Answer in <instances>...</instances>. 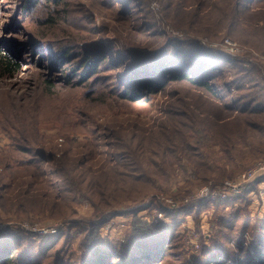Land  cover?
<instances>
[{"label": "rangeland", "instance_id": "374dc122", "mask_svg": "<svg viewBox=\"0 0 264 264\" xmlns=\"http://www.w3.org/2000/svg\"><path fill=\"white\" fill-rule=\"evenodd\" d=\"M232 8L238 12L234 33L226 26ZM49 18L54 22L48 23ZM263 25L264 0H65L61 4L53 0H0V53L21 66L17 73L0 72V228L10 229L16 236L2 239L0 248L9 244L18 250L28 247L34 264H143L135 260L139 253L129 240L152 236L158 224L173 227V241L166 247L170 255L162 262L144 264H203L207 252L224 242L219 233L221 217L235 224L225 231L232 241L225 242L229 253L236 249L234 244L239 243L243 224H247L243 232L247 245L241 243L247 248L239 253L244 259L249 256L256 219L264 215V178L254 180L249 188L240 187V193L223 182L264 160V153L238 145L228 156L218 138L215 141L220 144L207 140L196 152L210 165L197 172L198 179L185 170L192 167L183 159L182 167L173 166L171 182L162 193L165 198L149 202L148 197H138L121 207L125 210L96 224L90 222L95 220L94 210L85 199L73 219L29 211L30 218L19 220L8 210V201L22 195L27 206H32L45 196L53 197L62 178L52 163L45 165L52 168L38 178L39 182L33 181L30 173L33 166L43 160L48 163L60 152L84 168H104L115 151L110 129L147 132L168 125L208 123L217 127L209 123L244 121L245 113L228 104L231 99L225 87L240 74V68L252 67L264 91V48L253 49L238 38L243 30L246 38L249 29L252 39L259 41L261 29L257 28ZM227 39L235 50L226 44ZM62 44L73 49L74 57L68 62L62 61ZM199 48L202 50L196 53L206 51L219 65L213 69L207 65L211 70L202 68L211 77L206 82L219 95L188 80L169 77L168 72L177 67L197 72L199 64L191 57V63L184 62L183 53L202 60L191 52ZM87 55L91 58L85 63ZM232 58L237 61L233 63ZM95 59H102L97 65L101 71H90ZM222 59L227 62L222 63ZM135 62L149 67L150 78H162L163 90L147 93L137 89L141 98L125 97L123 94L133 89L126 78L136 71ZM141 79L147 81L146 77ZM253 88L250 90L255 91ZM260 93L256 90L257 96ZM247 115L250 120L264 118V113ZM96 134L97 154H87L84 146ZM228 173L224 180L220 178ZM208 183L217 187L213 189ZM203 187L210 198L201 195ZM244 191H249L246 202L233 199ZM198 201L204 204L196 208L186 205ZM164 232L162 236L171 235ZM233 259L222 264H236Z\"/></svg>", "mask_w": 264, "mask_h": 264}, {"label": "trees", "instance_id": "16d2710c", "mask_svg": "<svg viewBox=\"0 0 264 264\" xmlns=\"http://www.w3.org/2000/svg\"><path fill=\"white\" fill-rule=\"evenodd\" d=\"M53 1L58 4L65 3V0ZM236 11L237 10H234V8L231 9L226 22V26L230 28V33H234L237 30L236 27L238 20L236 16L238 12ZM47 21L48 23L54 22V18H49ZM257 29H261L262 31L258 32L259 41L252 39L253 33H249V29H247L248 34L246 38L243 37V34L246 32L245 30H243L238 38L243 45L257 50H263L264 25ZM59 48L61 49L60 54L62 61L68 62L70 58L74 57L73 49L70 45L62 44ZM199 50L202 49H192L191 52L194 55H200V58H203L202 60L199 58V60H197L196 58L189 56L191 55L190 53H183L185 57L184 62L191 63L189 60V57H191L195 64H199L197 72L191 70L186 71V67H177L168 72L170 75L168 76L172 79L188 80L197 86L201 85L214 94L213 87L206 82L207 80H210L211 77L209 74L203 72L202 68L209 65V67L213 69L215 66L218 67L219 65L211 60L212 57H210L206 51L199 54L196 53V51ZM86 57L85 63L89 62L91 56L87 55ZM232 60H234L233 63L237 61L234 58H232ZM101 61L102 59H95L94 63L93 60V62H91L93 68L91 67L90 71H101V67L97 68V65H99ZM181 61L182 60L179 59V64H181ZM221 61L222 63L227 62L225 59H222ZM134 66V68H137L135 69L136 71L133 72L134 74L128 75L126 78L127 85L132 86L133 89H130L132 91H130L129 94L126 91L125 94H123L125 97H128L131 100L141 98V96L136 93L137 89L140 91L144 89L147 93L163 90L162 87L164 82L162 78L161 80H157L156 78H150L147 75L149 67H140L137 63ZM62 67L63 66H60V68ZM20 69V64L13 60L11 56L0 53V72L2 75H5V73L8 72L17 73ZM139 70H144L143 73L145 74H142ZM238 71H240L238 72L240 74L237 77L232 76L233 78L231 82L227 84L225 90L231 99L228 104L231 107L233 106L236 108L239 112L245 113L242 115L244 121L209 123L211 125H216L217 127L207 126L208 123L168 125L160 126V128L152 129L147 132L135 131L131 128L110 129L112 131L111 137L114 140L115 151L112 152V158L104 168L98 171L84 168L83 164L81 165L76 161L69 162V156L67 153L60 152L55 155V157L52 156V158L48 160V163L43 160L41 162L42 164L33 166L32 172L30 173L32 179H34L33 181L39 182L38 178L42 174L49 172L53 167L58 176L62 178V184L55 191L54 196H45L36 205L27 206L25 197L21 195L17 199L8 201V210L15 212L19 220L30 218L29 211H32L34 214L42 213L45 216L53 218L60 216L73 219L79 215L77 208L81 201L85 199L91 204L94 210L93 218H95V220L90 222L96 224L98 221H102L107 217L125 210L121 207H124L129 201H136L138 197H148L149 202L154 201V198H165L162 193L166 192V186H169V183L171 182L173 177L171 174L173 166L177 164L182 167L183 159L185 161L187 160L192 167V169L184 167L185 170L193 172V175L198 179L196 175L197 172H202L204 168L210 167L208 159L204 158L202 153L201 156L196 154V152H199L202 142L207 140V142H209L212 139L213 142H216L215 140L218 138V141L221 142V148L228 156L232 153L234 154V150L238 145L251 146L254 147L252 149H255L258 154L264 153V120H262L264 118L250 120L247 115L249 113H264L263 86L257 80V71L252 69V67L248 69L240 68ZM236 73L237 72H235V74ZM246 74H248V77L245 76ZM143 77H146L147 81L142 80L141 78ZM253 79L255 82L252 81ZM247 83L249 84L247 85ZM253 87H256V90L261 92L259 94L260 97L256 95V90H250L254 89ZM215 94L219 95L218 93ZM239 116L241 115H237V117ZM93 137L94 140H92L89 145L85 144L84 146L87 149V154L90 155L97 154L99 147L98 134ZM236 141L242 142L238 143ZM29 163H34V161H30ZM50 163H52V167L50 166V169H47V166L45 167V165H50ZM230 174L231 173H228L224 176L222 174L220 178L224 180V177L229 176ZM202 176H204V179H207L206 175ZM247 193H249V191ZM247 193L244 191V193L239 194L240 196L236 195L233 199L240 202H246ZM186 201H183V203ZM191 201L194 200H190L189 202ZM187 203L186 205H188V208H196L195 205L199 206L204 204V202L201 203L200 201L196 202V204H194L195 202ZM178 210L179 209L176 211ZM236 214L237 213L234 215ZM245 220L248 221V218H245ZM229 221L230 223H227L224 218H219L218 223L221 231L219 233L223 234L224 242H221V244H215L214 249H211L209 253L207 252L208 255H205L206 257L202 263L222 264L228 260L231 261V257H234L233 260L236 259V264H264V215L256 219V224L254 226V231H256V233L252 244V253H250L249 256H246L245 259L241 257L239 252L247 248L244 247L247 243H245L243 239V232L247 228V224H243L240 237H238L239 243L236 242L234 244L236 249L229 253L228 248L225 246V242L232 243V241H230L229 234L225 231L235 225L234 223H231V220ZM156 225L158 230L164 228L161 225ZM165 230L168 231V233H171L173 227H166L158 232L155 231L151 234L152 236H147V238L138 235V237L129 240L131 246L134 248L136 247L137 252L139 253L138 259H135L138 263L139 261L143 264L145 262H162L168 258L170 254L167 252L166 247L171 244L173 240L171 239L172 233L171 235L167 234L162 236L163 233H165ZM11 234L12 231H10V229L0 228V241L2 239L6 241L9 238H16L14 234ZM156 238L160 239L155 240ZM141 240L143 242H141ZM152 240L155 241L152 242ZM242 242H244V245L241 244ZM29 252L28 247L25 250L22 249V247L18 250L10 244L9 246L1 247L0 264H34L33 258L28 255Z\"/></svg>", "mask_w": 264, "mask_h": 264}, {"label": "built area", "instance_id": "2783aa9c", "mask_svg": "<svg viewBox=\"0 0 264 264\" xmlns=\"http://www.w3.org/2000/svg\"><path fill=\"white\" fill-rule=\"evenodd\" d=\"M226 44H228L229 46H231V50H235L236 48L234 47L235 45L230 42V40L227 39ZM230 50V51H231ZM258 178H264V160L261 159L257 162H255L254 164H252L249 168L245 169L244 171H242L241 173L239 172L238 175L233 179V180H226L223 183H226L227 188L234 190L235 193H240L239 188L242 186H246V187H250L251 183L258 179ZM234 180H237L236 182H234ZM234 182V186L231 185ZM212 187L213 189L217 186H212L211 183H208L207 186ZM237 187V189H236ZM200 189V188H199ZM202 189V190H201ZM199 191L201 193V195H205V198H210V194H204L207 192V187H203L201 188ZM202 191V192H201ZM169 201V200H168ZM159 216L160 213H159Z\"/></svg>", "mask_w": 264, "mask_h": 264}, {"label": "crops", "instance_id": "0c3cea01", "mask_svg": "<svg viewBox=\"0 0 264 264\" xmlns=\"http://www.w3.org/2000/svg\"><path fill=\"white\" fill-rule=\"evenodd\" d=\"M262 183H264V181H262ZM254 184V183H253Z\"/></svg>", "mask_w": 264, "mask_h": 264}]
</instances>
